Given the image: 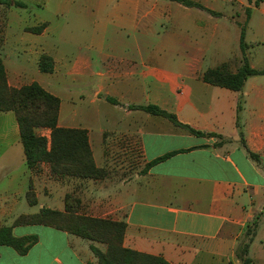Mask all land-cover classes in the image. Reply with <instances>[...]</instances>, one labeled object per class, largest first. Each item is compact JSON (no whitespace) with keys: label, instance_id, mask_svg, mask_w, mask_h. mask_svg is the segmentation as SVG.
Here are the masks:
<instances>
[{"label":"crops","instance_id":"obj_1","mask_svg":"<svg viewBox=\"0 0 264 264\" xmlns=\"http://www.w3.org/2000/svg\"><path fill=\"white\" fill-rule=\"evenodd\" d=\"M18 1L25 7L10 6L0 28L8 85L36 81L58 96V126L86 129L95 164L118 166L103 181L52 177L45 162L29 169L15 114L0 112V227L42 207L63 210V201L41 199L47 185L75 190L92 216L123 220V247L170 264H241L235 249L256 221L248 255L264 264V74L248 76L240 91L202 79L223 63L237 71L242 27L250 67L264 69V44L245 39L251 2L192 0L211 13L174 0H56L51 10L42 0L29 23ZM41 24L40 33L27 30ZM42 55L51 72L39 69ZM147 104L204 134L134 107ZM12 231L37 241L25 254L0 245V264L97 262L93 242L67 231Z\"/></svg>","mask_w":264,"mask_h":264},{"label":"trees","instance_id":"obj_2","mask_svg":"<svg viewBox=\"0 0 264 264\" xmlns=\"http://www.w3.org/2000/svg\"><path fill=\"white\" fill-rule=\"evenodd\" d=\"M186 6H196L215 13L200 3L192 0H174ZM252 0H248L250 3ZM262 0H254L258 6ZM0 4L10 7H25L18 0H0ZM248 13V8L246 9ZM45 24L28 27L27 30L40 33ZM242 50V64L236 72L228 69V64L223 63L214 68H208L202 74V79L213 85L240 91L245 79L250 75L264 74V69L250 67L245 55L244 28L242 27L239 39ZM39 69L42 72H51L53 61L51 57L42 55L39 59ZM111 103L117 100L107 97ZM152 115L167 118L172 123L186 128L193 134L202 135L195 130L180 123L176 116L156 104L134 106ZM60 99L47 91L38 82L33 81L20 87H12L7 83L6 72L0 57V112L12 111L15 114L19 127L20 142L23 147L26 166L34 169L41 162L48 163L54 177H69L81 179H94L99 177L104 169L98 167L93 159L87 130L83 128H65L58 126ZM240 111V106L238 107ZM238 125L241 127L238 116ZM39 128L50 130L49 139L37 133ZM175 152L167 153L153 160L151 164L161 161ZM30 205L36 204V197L30 189L26 193ZM70 195H66V199ZM42 224L67 231L90 241L106 244L104 251L91 244L90 248L97 258L95 264H170L160 256L137 252L122 245L126 223L123 220H111L76 214L68 201L65 202L63 211L42 207L38 212L21 214L15 218L12 225L0 227V245L12 247L17 253L25 254L37 241L36 235L16 236L12 228L17 225ZM256 221L253 227L247 230L245 238L238 243L235 254L241 264H253L248 255L249 244L252 241Z\"/></svg>","mask_w":264,"mask_h":264},{"label":"rangeland","instance_id":"obj_3","mask_svg":"<svg viewBox=\"0 0 264 264\" xmlns=\"http://www.w3.org/2000/svg\"><path fill=\"white\" fill-rule=\"evenodd\" d=\"M22 1L27 3V6H28L26 9L22 10V12L25 15V17L27 18V20H29V23H31V21L33 20V13H36L38 11L36 4H40L42 0H22ZM55 4H56V0H49L48 4H47V6H48L47 9L48 10L53 9ZM258 5H259V7H255L254 6V0H252L250 3L251 7L248 8V10L251 11L252 19H251L250 24L248 25V28L245 27L247 29L245 39H246V41H249V39L251 37V39H255V42L257 44L263 45L264 44V0L262 2H259ZM227 7L230 10L232 8L230 4H228ZM237 9L238 8L235 7V10H237ZM8 10H9V7H6L4 5H0V28H2V26L4 25L5 16H6ZM86 101L88 102V100H82L83 103H86ZM74 102L78 103L80 101L76 99V100H74ZM47 132H49V136H50V130L48 128L37 129V133L40 135L48 134ZM116 166H118V165L115 164V166H113L111 164L110 168L109 167L108 168L102 167L104 169V172L99 177H96L93 180L103 181L108 175L115 174L116 170H117ZM51 176L54 177L52 174H51ZM56 178L64 179V178H69V177H56ZM72 179H77L79 181L92 180V179H81V178H72ZM43 188L44 189H42V191L44 192L45 197L43 195V196H41V199L50 198V200H51L50 204H52L53 206L59 205L60 202H62V201L65 203L67 200L70 207L75 209L76 214L83 215V216L96 217V216L90 215V213H88L84 208H82L81 199L75 190L74 191L67 190L66 193H63L64 192L63 190L53 191L52 188H49L47 185H45ZM66 195H70V198L66 199ZM56 210H58V209H56ZM63 210H61V211H63ZM96 218H103V217H96ZM106 219H111V218H106ZM111 220H113V219H111ZM16 232L18 233V231H16ZM91 242H93V244H95L96 247L102 251H104L106 249V244L103 242H98V241H91Z\"/></svg>","mask_w":264,"mask_h":264}]
</instances>
